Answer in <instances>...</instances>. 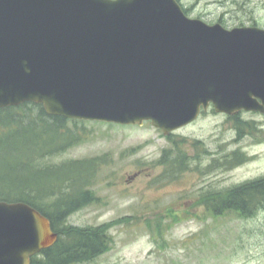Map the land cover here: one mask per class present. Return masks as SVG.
Listing matches in <instances>:
<instances>
[{"label":"water","instance_id":"obj_1","mask_svg":"<svg viewBox=\"0 0 264 264\" xmlns=\"http://www.w3.org/2000/svg\"><path fill=\"white\" fill-rule=\"evenodd\" d=\"M170 134L211 103L264 113V28L189 17L178 0H0V108ZM26 202H0V264L58 240Z\"/></svg>","mask_w":264,"mask_h":264},{"label":"rangeland","instance_id":"obj_2","mask_svg":"<svg viewBox=\"0 0 264 264\" xmlns=\"http://www.w3.org/2000/svg\"><path fill=\"white\" fill-rule=\"evenodd\" d=\"M179 1L190 17L210 24L264 28V0ZM68 126L82 138L48 162H102L91 185L96 199L67 223L106 225L112 240L107 252L76 264H264V210L242 218L216 215L202 204L211 192L264 176V115L209 108L170 135L150 122L75 126L70 120ZM166 150L169 158L187 156V170L175 179L159 163ZM234 150L248 160L230 168L226 160Z\"/></svg>","mask_w":264,"mask_h":264},{"label":"trees","instance_id":"obj_3","mask_svg":"<svg viewBox=\"0 0 264 264\" xmlns=\"http://www.w3.org/2000/svg\"><path fill=\"white\" fill-rule=\"evenodd\" d=\"M69 121L48 115L41 104L31 102L0 109V201L30 204L47 216L59 233L52 247L32 257V264L90 262L111 247L106 225L67 223L71 214L96 199L91 185L102 162V158L48 162L82 138L69 128ZM72 121L75 126L81 122ZM186 157L178 153L169 158L166 150L159 163L175 179L187 170ZM247 160L246 154L234 152L226 164L233 168ZM202 201L216 215L234 212L242 218L253 217L264 210V177L211 192Z\"/></svg>","mask_w":264,"mask_h":264},{"label":"flooded vegetation","instance_id":"obj_4","mask_svg":"<svg viewBox=\"0 0 264 264\" xmlns=\"http://www.w3.org/2000/svg\"><path fill=\"white\" fill-rule=\"evenodd\" d=\"M235 151L238 152L239 150H235ZM228 156H230V154Z\"/></svg>","mask_w":264,"mask_h":264}]
</instances>
